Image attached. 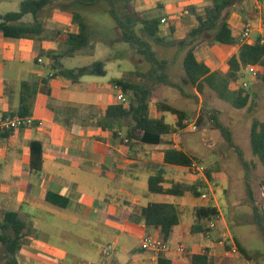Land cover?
<instances>
[{
  "label": "crops",
  "instance_id": "crops-1",
  "mask_svg": "<svg viewBox=\"0 0 264 264\" xmlns=\"http://www.w3.org/2000/svg\"><path fill=\"white\" fill-rule=\"evenodd\" d=\"M128 1L144 17L169 18L177 30L182 28L185 19L191 29L195 27L194 13L210 5V0ZM49 8L53 9V16L48 22L59 23L64 27V34L77 32L71 12L54 6ZM41 19L45 21L42 16ZM223 19L238 41L245 28H250L252 39L257 40L264 31V0H240L224 12ZM206 36L211 38V34ZM54 45L55 41L47 35L42 40L0 39V116L14 117L10 115L17 113L23 82H30L37 88L32 108V119L37 124L12 132L7 138L0 137V215L8 211L19 213L31 226L30 236L20 252V263L160 264L162 261L163 264H195L193 256H201L206 258L196 264H255L220 204L222 219L215 230L205 232L208 222L198 224L196 218L197 208L202 207L198 197L190 193L175 196L150 192L149 178L157 172L156 166L164 169L162 185L165 189L171 188L173 183L203 186L187 167L165 162V151L169 148L198 157L185 150L179 140L181 130L166 135L160 145L133 148L122 145L126 128L114 135L103 130L97 122L108 106L120 104L113 80L123 79V75L118 73L108 81L84 77L79 83L52 78L50 60L42 53L56 50ZM240 47V43L233 46L211 44L200 52L196 48V53L211 71L226 73L228 60L238 54ZM63 63L66 66V61ZM241 81L249 82L254 88L255 118L264 122V83L248 73L238 83ZM199 99L202 103L201 95ZM160 101L152 97V116L164 117L167 123L175 126V115L169 120V113L158 112ZM153 103H156L154 112ZM249 125L251 132L252 122L247 128ZM245 133L247 139L248 133ZM32 141L42 144L41 155L34 154L33 159L34 167L41 169L39 172L32 167ZM260 164L264 168V164ZM209 170L212 169L207 168V176L217 183V193L225 191L227 175L214 170L209 174ZM49 193L65 198L67 206L62 208L49 203ZM153 203L174 204L182 211L180 224L167 240L170 250L157 257L141 248L147 234L162 238L159 229H148L141 219L142 209ZM232 232L246 254L241 250L238 255L226 254L221 242L224 237L234 238ZM112 242L116 251L106 260L102 251ZM179 245H185L188 253H179Z\"/></svg>",
  "mask_w": 264,
  "mask_h": 264
},
{
  "label": "trees",
  "instance_id": "trees-1",
  "mask_svg": "<svg viewBox=\"0 0 264 264\" xmlns=\"http://www.w3.org/2000/svg\"><path fill=\"white\" fill-rule=\"evenodd\" d=\"M240 0H210V5L200 13H194L196 26L188 31L189 39L180 40L178 43L169 40L165 36L161 25V17H144L134 6H131L128 0H24L20 4L18 11L0 14V39H37L42 40L47 34L46 26L41 19L42 13L49 7H58L60 10L69 11L73 16V25L77 32L61 33L58 32L60 44L65 45L64 50H51L42 53L50 60V68L53 71L52 78L61 77L79 83L84 77L96 76L105 77L108 74L107 64L103 60H97L89 65H83L75 68H68L64 65L65 58H73L81 51L92 47L93 35L85 15V8H92L102 3H108L105 9L111 15L120 29L121 38L124 43L130 46L138 54L143 56L150 64V69L145 72H137L136 75L141 82L129 81L127 79H115L114 85H118L121 91L126 95L129 105L123 104L110 105L105 110L104 116L97 125L103 130H108L117 135L118 131L126 128V133L121 139V144L129 148L139 145H160L166 135L177 133L186 128L185 121L189 120V114L165 101L157 103V110L161 113H171L177 117L176 125H171L165 121L164 117L155 118L151 114L150 103L156 85H166L176 88L180 93L190 99L199 102V96L204 94L206 88L213 90L217 96L232 105L236 109L251 107V94L242 85L237 86L238 81L244 77V70L249 65H259L260 74L257 77L264 83V45L255 43L254 45L242 44L237 55L228 60L229 69L226 73L222 71H211V69L199 60L196 53V41L205 35H210L211 44L223 46H233L239 43L233 35L232 28L228 22L223 19L224 12L231 6L237 4ZM31 16L30 21L25 18ZM140 30L145 36L149 37L154 44L158 46L171 47L178 44L186 49L183 58L184 76L180 81H174L168 70V62L161 59L153 44L139 34ZM170 32L174 36L178 32L173 22L170 21ZM235 88L232 89L231 86ZM193 87L191 93L187 87ZM23 91L20 98V107L16 114L10 116H19L23 118L32 117L33 101L36 95V86L30 82H23ZM74 111V109H72ZM208 116L213 125L221 132L226 142L239 154L240 161L245 170V179L247 191L251 199L254 200L252 188V165L246 160L244 151L236 144L231 128L226 126L219 117V112L215 109H207ZM12 132H1V138H7ZM250 142L252 153L259 161L264 164V122L254 118L251 125ZM32 158V167L39 172L40 167L33 165L34 154L41 155L42 144L38 141L30 143ZM193 160H199L198 157H190L181 149L169 148L165 151V162L171 165L188 167ZM255 166V165H254ZM253 166V168H254ZM157 172L149 178V190L152 193L169 194L175 196H184L187 193L193 196H199L198 185H187L185 183H173L172 187L165 189L163 187L164 169L156 166ZM208 173H212L209 170ZM47 201L51 204L65 208L67 200L56 194L49 193ZM255 219L257 225L264 232V215L260 208L254 203ZM181 209L179 206L170 203H153L142 209L141 219L148 229L156 228L160 230L162 239H170L173 230L180 224ZM218 215L216 207H200L196 210L198 224L202 221L209 222ZM194 227V231L197 229ZM205 232H209L206 229ZM31 226L25 221L19 213L8 211L4 213L0 221V243L2 254L0 261L3 264H21L20 252L30 236ZM239 246V245H238ZM241 252H246L239 246ZM206 257L193 256V262L196 264L199 260ZM160 264H163L160 261Z\"/></svg>",
  "mask_w": 264,
  "mask_h": 264
},
{
  "label": "rangeland",
  "instance_id": "rangeland-1",
  "mask_svg": "<svg viewBox=\"0 0 264 264\" xmlns=\"http://www.w3.org/2000/svg\"><path fill=\"white\" fill-rule=\"evenodd\" d=\"M24 0H0V13H8L18 11L20 3ZM67 1V0H66ZM108 3H102L92 8L83 9L84 15L91 26L93 40L92 47H88L81 51L73 58H65L68 68H75L83 65H89L97 60L106 62L108 75L106 77L87 76V78H100L108 81L115 77L118 73L123 75L124 79L134 82L142 80L136 75L137 72H145L150 69V64L146 59L133 50L130 46L122 41L120 29L116 27L114 19L106 12ZM53 9H47L42 18L45 20L47 28V37L55 41L56 51L64 50L65 45L60 44L58 32L64 33V27L60 24L48 22V18L53 16ZM26 21H30L31 16H27ZM195 22V21H194ZM188 20H184L183 26L176 35H172L169 26H163L164 33L169 40L178 43L180 40L189 39ZM139 34L145 36L140 30ZM154 46L158 56L168 62V70L174 81H180L184 76L183 58L187 51L178 44L171 47L158 46L147 36H145ZM210 37L204 36L200 42L196 43L198 52L205 46H210ZM243 81L237 84L240 86ZM248 83L246 90L251 94V107L244 109H236L229 103L221 100L217 94L210 88H206L204 94H201V102L194 99L184 97L179 90L163 84L154 87L153 97L158 100H166L171 105L185 110L189 113V121L197 122V130L192 131L189 128L180 131L179 140L184 144L185 150L189 154L198 156L208 169L221 171L227 175L228 181L226 190H220L217 198L222 212L228 220L234 223V230L242 239L247 250L252 254L255 264H264V232L256 223L254 203L264 212V193L262 190L264 183V168L261 166L258 158H254L250 143V125L253 118L257 116L256 106L254 104V88ZM187 90L191 93L194 88L189 86ZM153 112L156 103H153ZM215 109L219 112L221 121L234 130L236 133V141L242 147L246 160L252 165V188L254 200L251 199L247 191L245 170L240 161L239 154L235 148L231 147L221 134V132L213 125L208 116L207 109ZM169 120L174 119L173 114H168ZM244 131V133H243ZM248 138L246 139V133ZM244 134V135H243ZM182 146V144H180ZM256 162V163H255ZM255 165V166H254ZM254 166V168H253ZM233 215V217H232ZM3 215H0V219ZM232 230V228H231ZM234 235V232H232ZM234 239H236L234 235ZM2 254V246L0 243V256ZM0 264H3L0 261Z\"/></svg>",
  "mask_w": 264,
  "mask_h": 264
},
{
  "label": "built area",
  "instance_id": "built-area-1",
  "mask_svg": "<svg viewBox=\"0 0 264 264\" xmlns=\"http://www.w3.org/2000/svg\"><path fill=\"white\" fill-rule=\"evenodd\" d=\"M161 25L162 26H169L170 27V19L167 17L161 18ZM251 29L245 28L242 32V35L239 39V43L242 44H249L254 45L255 43H259L261 45H264V31L261 33L259 39L253 40L251 36ZM41 61V60H39ZM245 73L250 74L252 77L257 78L260 74V66L259 65H249L244 70ZM243 87H247L248 83L243 82L241 83ZM114 88L117 90V100L120 104H123L124 106L129 105V101L126 97V95L121 91L120 86L114 85ZM186 125V128L191 129L192 131L197 130V122H190L189 120L184 122ZM37 123L30 118H23L19 116L14 117H5L0 116V133L1 132H15L21 128L25 127H32L36 125ZM185 128V129H186ZM189 172L198 177L202 182L203 186L198 190L199 196L202 207L212 206L216 207L218 209V215L210 220L207 225V229L210 231H213L217 228L218 222L222 219V214L219 211V201L217 198V189L218 185L217 183L210 179L207 176V166L200 160H193L191 165L187 167ZM263 193H264V183L262 187ZM209 234V233H208ZM223 245L226 247V254L233 256L240 254V249L238 246V243L233 237H224L222 242ZM141 248L144 251L152 253L154 256H159L161 253H165L168 250H170L171 245L168 241L163 240L161 237L153 236V235H145V237L142 239L141 242ZM116 251V245L115 243H109L104 246L102 251V256L104 259L109 260L114 252ZM177 251L179 253L185 254L188 253V248L185 245H179L177 247Z\"/></svg>",
  "mask_w": 264,
  "mask_h": 264
},
{
  "label": "water",
  "instance_id": "water-1",
  "mask_svg": "<svg viewBox=\"0 0 264 264\" xmlns=\"http://www.w3.org/2000/svg\"><path fill=\"white\" fill-rule=\"evenodd\" d=\"M263 215H264V212H263Z\"/></svg>",
  "mask_w": 264,
  "mask_h": 264
}]
</instances>
